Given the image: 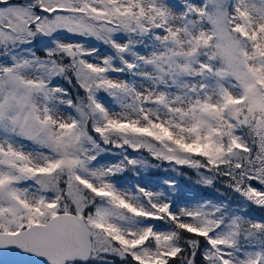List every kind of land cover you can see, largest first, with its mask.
Segmentation results:
<instances>
[{
  "label": "snow or ice",
  "instance_id": "obj_1",
  "mask_svg": "<svg viewBox=\"0 0 264 264\" xmlns=\"http://www.w3.org/2000/svg\"><path fill=\"white\" fill-rule=\"evenodd\" d=\"M0 264H264V0H0Z\"/></svg>",
  "mask_w": 264,
  "mask_h": 264
},
{
  "label": "trees",
  "instance_id": "obj_2",
  "mask_svg": "<svg viewBox=\"0 0 264 264\" xmlns=\"http://www.w3.org/2000/svg\"><path fill=\"white\" fill-rule=\"evenodd\" d=\"M254 215H256V216H260V215H262V213H261L259 210H256V211L254 212Z\"/></svg>",
  "mask_w": 264,
  "mask_h": 264
}]
</instances>
